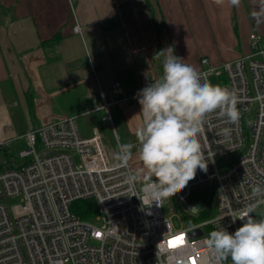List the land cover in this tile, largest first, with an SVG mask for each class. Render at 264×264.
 <instances>
[{"label": "built area", "instance_id": "built-area-1", "mask_svg": "<svg viewBox=\"0 0 264 264\" xmlns=\"http://www.w3.org/2000/svg\"><path fill=\"white\" fill-rule=\"evenodd\" d=\"M74 30L81 32L80 25ZM249 40L247 54L219 66L201 59L202 82L216 78L217 85L234 90L240 119L233 124L209 115L201 137L207 171L198 169L173 202L143 203V183L130 182L135 177L132 158L122 163L98 130L83 137L76 116L62 115L27 131L22 137L29 162L0 171V264H223L206 244L210 233H234L243 222L233 219L244 212L252 216L264 206V40L258 33ZM149 84L143 76V88ZM121 92L117 82L113 100L104 99L98 107L105 120L113 106L130 102L132 96ZM252 112L246 144L243 123ZM7 141H0V148ZM74 153L81 158L78 164ZM222 164L228 165L220 170ZM205 187L216 197L214 216L175 230L163 207L168 204L172 213L178 208L180 215L196 219L208 205L193 194ZM13 198L19 202L9 208L6 200ZM78 200L95 202L96 213L89 220L72 211ZM199 203L203 206L197 209ZM198 230L201 235L193 237Z\"/></svg>", "mask_w": 264, "mask_h": 264}, {"label": "crops", "instance_id": "crops-1", "mask_svg": "<svg viewBox=\"0 0 264 264\" xmlns=\"http://www.w3.org/2000/svg\"><path fill=\"white\" fill-rule=\"evenodd\" d=\"M252 33L264 40V0H0L2 146L66 115L76 116L83 137L98 130L109 147V121L98 107L113 100L119 82L132 98L113 106L112 118L134 145L135 177L154 180L138 156L143 76L161 77L168 48L197 72L203 57L219 66L247 54Z\"/></svg>", "mask_w": 264, "mask_h": 264}, {"label": "clouds", "instance_id": "clouds-1", "mask_svg": "<svg viewBox=\"0 0 264 264\" xmlns=\"http://www.w3.org/2000/svg\"><path fill=\"white\" fill-rule=\"evenodd\" d=\"M236 6L240 0H228ZM218 6L225 0H214ZM162 60L161 77L140 90L143 123L138 128V156L148 177L155 181L142 184L143 203H157L183 192L195 179L197 170L207 171L201 137L210 114L216 113L231 123L240 119L238 96L234 90L202 82L197 70L171 54ZM163 55V53H161ZM140 113V114H141ZM224 134L228 129H224ZM134 145L119 146L118 159L126 164ZM132 177L130 182L135 181ZM260 189H254V193ZM243 222L234 233L226 229L210 233L206 244L217 261L231 258L232 264H264V219L249 212L233 219Z\"/></svg>", "mask_w": 264, "mask_h": 264}, {"label": "rangeland", "instance_id": "rangeland-1", "mask_svg": "<svg viewBox=\"0 0 264 264\" xmlns=\"http://www.w3.org/2000/svg\"><path fill=\"white\" fill-rule=\"evenodd\" d=\"M213 85H217L216 78L211 79ZM129 104L124 103L122 106ZM254 113H250L245 116L244 118V123H243V132H244V137L246 140V144H249L251 141V127L248 125V121L253 117ZM109 126L110 129H107V132L105 133L106 135V140L108 143V148L110 151H112L116 157H118V139L120 138L122 143H125V138L123 136V131L121 127L119 126L118 119L115 117V115L112 118L111 110H110V120H109ZM117 134V136H116ZM27 148L26 143L24 139H19L15 140L7 145H4L0 148V167H15L23 162H25L28 157L22 155V152L24 149ZM26 150V149H25ZM73 160L76 164L81 162V158L78 154L74 153L73 154ZM230 163V162H229ZM228 164H222L220 165V170H223L227 167ZM136 179L139 180V177L136 176ZM140 181V180H139ZM210 190V187H208ZM171 201L173 202V197L170 198ZM8 207L11 208L13 205L17 204L19 202V199L13 198V199H7L6 200ZM163 212L165 216L171 218L173 227L175 230L187 227L190 225L192 222L198 221H203V220H208L214 216L215 209L212 210L210 213H203L201 214L198 218L191 220L188 216L186 215H180L179 210L177 208V211L175 213H172L170 210L169 205H165L163 207ZM252 216L256 220H260L264 218V206H259L256 210L252 212ZM92 224L99 225L100 223L90 220ZM223 264H232L231 258L229 257L226 260H223Z\"/></svg>", "mask_w": 264, "mask_h": 264}, {"label": "trees", "instance_id": "trees-1", "mask_svg": "<svg viewBox=\"0 0 264 264\" xmlns=\"http://www.w3.org/2000/svg\"><path fill=\"white\" fill-rule=\"evenodd\" d=\"M29 162V159L25 162L15 166L20 167ZM4 169L3 166L0 167V171ZM194 200H202L208 205L207 213L214 210L216 205V197L214 193L208 191V187L202 188L199 191L194 192ZM72 211L81 216L83 219L89 220L96 213V204L93 200H78L72 205Z\"/></svg>", "mask_w": 264, "mask_h": 264}, {"label": "water", "instance_id": "water-1", "mask_svg": "<svg viewBox=\"0 0 264 264\" xmlns=\"http://www.w3.org/2000/svg\"><path fill=\"white\" fill-rule=\"evenodd\" d=\"M248 125L251 126V120L248 121ZM228 159H229V158L226 157V158H224V159H221V161H224V160L226 161V160H228ZM202 206H203V205H202L201 203H199V204L196 205L197 209L201 208ZM195 211H196V210H195ZM201 233H202L201 230H198V231H196V232H193V233H192V236L195 237V236H197V235H201Z\"/></svg>", "mask_w": 264, "mask_h": 264}]
</instances>
